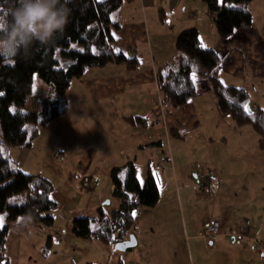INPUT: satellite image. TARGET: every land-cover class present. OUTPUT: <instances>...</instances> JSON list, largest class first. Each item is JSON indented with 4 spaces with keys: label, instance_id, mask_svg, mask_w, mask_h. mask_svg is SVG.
<instances>
[{
    "label": "crops",
    "instance_id": "obj_1",
    "mask_svg": "<svg viewBox=\"0 0 264 264\" xmlns=\"http://www.w3.org/2000/svg\"><path fill=\"white\" fill-rule=\"evenodd\" d=\"M253 1L255 7L251 8ZM248 9L252 16L250 26L239 28L223 39L217 35L201 0H123L114 13L119 28L114 33L111 47L125 56L136 57L138 68L130 71L123 64L114 62L87 68L80 78L72 79L64 93L68 102L66 112L40 128L32 147H11L8 150L18 169L40 174L52 182L50 197L57 204L52 210L53 224L49 227L38 226L26 217L9 225L7 234L12 232L16 250L22 256L21 263L32 262L33 256L29 255L26 246L34 252L32 247L37 241L38 247L48 248L49 253L61 250L64 262L68 264H170L163 251L158 252L154 237L145 228H135L136 245L133 248L115 255V243L75 235L71 230V219L79 214L92 216L95 213L90 209L97 211L98 208L109 216L119 204V200L112 196L113 185L108 178L110 169L131 161L136 171L140 158L146 165L137 177L144 179L148 167L151 168L152 153H147V149L154 147L158 149L155 154L165 157L163 169L166 171L174 169L175 165L180 166L179 143L200 126L201 111L196 99L199 100L203 90L210 87L205 80L197 79L196 93L188 103L171 107L162 100L155 74L175 56V37L179 31L195 28L204 46L223 52L218 74L223 84L248 88V85L264 80V0H251ZM129 116H140L144 124L131 125L126 119ZM44 141L48 142L43 147ZM51 150L59 151L62 159L56 158L54 152L52 154L58 161L63 160L61 165L60 162L51 163ZM151 171L159 189V199L151 206L154 209L161 202L162 190L169 192L166 185L169 181H160L152 168ZM100 175H104L107 186H97ZM170 200L174 202L173 213L176 196L172 195ZM112 201L113 206L107 205ZM145 207L134 203L130 210L136 208L146 214L149 210ZM217 216L222 218L221 234L209 244L223 235L229 237L223 234L230 228L226 214L220 211ZM246 216L244 219L248 221ZM29 227L39 229L42 234L25 235L23 230ZM263 227L264 211L256 232ZM247 228H243L246 233ZM131 233L132 228L127 237ZM253 238L235 241L250 240L256 249V242L260 240L255 238L257 241H254ZM244 247L249 244L244 243ZM258 252L263 254L264 248ZM51 253L43 260L50 261ZM171 264L179 263L171 261Z\"/></svg>",
    "mask_w": 264,
    "mask_h": 264
},
{
    "label": "trees",
    "instance_id": "obj_2",
    "mask_svg": "<svg viewBox=\"0 0 264 264\" xmlns=\"http://www.w3.org/2000/svg\"><path fill=\"white\" fill-rule=\"evenodd\" d=\"M220 38L230 37L239 28H248L252 16L247 5L251 0H202ZM123 0H72V14L64 30L48 45L33 44L25 53L0 54V264H6L5 244L9 225L20 217L34 224L51 226L52 210L57 206L50 197L52 182L37 173L16 167L4 143L16 148L32 147L40 128L64 114L68 108L65 91L72 79L80 78L92 66L123 64L130 71L138 68V59L112 49L117 20L112 14ZM14 0H0V17ZM10 18V17H9ZM176 54L172 61L156 70V83L162 100L171 107L188 103L196 93L197 79L205 80L217 100L218 109L234 119L249 124L264 149V108L250 104L246 87L223 84L219 79L222 55L202 44L195 28L179 31L175 37ZM83 49V51H81ZM34 76L44 83L37 96L36 109L25 108L33 93ZM195 78V79H194ZM128 123L144 124L140 116L127 117ZM15 165V167H14ZM109 180L112 196L119 200L116 209L106 216L76 215L71 219L72 232L103 243H116L127 237L134 224L130 207L134 203L153 206L159 199L155 175L148 167L140 183L134 165L112 167ZM20 196V203L13 201ZM91 216V217H90ZM95 222V224H92Z\"/></svg>",
    "mask_w": 264,
    "mask_h": 264
},
{
    "label": "rangeland",
    "instance_id": "obj_3",
    "mask_svg": "<svg viewBox=\"0 0 264 264\" xmlns=\"http://www.w3.org/2000/svg\"><path fill=\"white\" fill-rule=\"evenodd\" d=\"M201 2L204 4L202 0ZM250 6L255 7L254 1ZM220 54L224 55L223 52ZM247 87L250 94L248 105L264 108V80L259 83L254 82L252 86L250 84ZM43 89L42 80L34 76L33 93L28 97L25 108L36 109L37 96ZM196 104L201 111V124L179 143L180 166L175 165L174 169L166 171L165 168L163 169L165 157L155 154L158 149L154 147L147 149V153L150 151L152 153L150 156L152 170L160 181H169L166 184L167 188L169 186V192L162 190V199L158 207L153 209L151 206H146V210H149L146 214L138 212L136 208L132 210L135 221L131 234L134 235L135 228L141 230L145 228L154 237L158 252L163 251L170 264L171 261L179 264H264V253L258 252L250 240L245 239L238 243L232 240L231 236L227 238L223 235L221 239L209 244L205 238L197 235L206 224L207 218L208 220L215 218L221 222L222 218L220 221L217 214L223 211L230 227L223 234L230 229L248 227L246 237H255L264 243V227L256 232L264 211V149L259 146L258 135L249 124L221 113L211 89H204L199 100L196 99ZM47 142L44 141L42 146L47 145ZM1 148L5 153L11 146L2 143ZM53 152L52 150L50 152L51 163L56 165L60 162L61 165L63 160L58 161L56 159L58 157L55 158ZM145 165L139 158L136 174L140 175ZM156 169L158 172H155ZM214 175H217L216 178H212ZM103 176L98 177V187L107 186ZM138 179L142 183L143 179ZM172 195L176 196L173 213L174 202L170 200ZM13 201L20 203V196L15 197ZM107 205L113 206V201ZM90 211L95 213L92 214L93 216L97 215L96 210L90 209ZM245 215L248 221L244 219ZM2 221L3 218H0V222ZM24 232L29 236L34 235V232H38V235L42 234L39 229L32 230L31 227L24 229ZM7 238L6 264H23L11 231L7 234ZM244 243L249 244V247H244ZM38 245L36 241L33 247L31 246L35 249L34 252L26 246L29 255L33 256L32 262L28 264H68L64 262L65 256L61 250L52 253L50 251L52 254L50 261H44L43 259L50 255L47 251L49 249L39 248ZM124 252L127 250L114 251L115 255Z\"/></svg>",
    "mask_w": 264,
    "mask_h": 264
},
{
    "label": "clouds",
    "instance_id": "obj_4",
    "mask_svg": "<svg viewBox=\"0 0 264 264\" xmlns=\"http://www.w3.org/2000/svg\"><path fill=\"white\" fill-rule=\"evenodd\" d=\"M71 4L72 0H14L7 15L0 17V54L26 53L33 44H50L64 30Z\"/></svg>",
    "mask_w": 264,
    "mask_h": 264
},
{
    "label": "built area",
    "instance_id": "obj_5",
    "mask_svg": "<svg viewBox=\"0 0 264 264\" xmlns=\"http://www.w3.org/2000/svg\"><path fill=\"white\" fill-rule=\"evenodd\" d=\"M55 155L58 158H61V154L59 152H55ZM221 234V225L220 222L215 219L211 218L207 220L206 224L203 226L201 230L198 231V236L205 238L209 243L213 242L219 235ZM227 236H231L234 240L240 241L246 237V230L245 229H230L228 232L225 233ZM255 241L256 239L253 238ZM257 241V240H256ZM256 249L258 251L264 248V244L260 241L256 242Z\"/></svg>",
    "mask_w": 264,
    "mask_h": 264
},
{
    "label": "water",
    "instance_id": "obj_6",
    "mask_svg": "<svg viewBox=\"0 0 264 264\" xmlns=\"http://www.w3.org/2000/svg\"><path fill=\"white\" fill-rule=\"evenodd\" d=\"M247 108L249 109L250 106L247 105ZM108 200H106V203ZM136 245V238L133 234H129L127 238H124L120 241H117L114 246L113 250L115 251H125L127 249L133 248Z\"/></svg>",
    "mask_w": 264,
    "mask_h": 264
},
{
    "label": "snow or ice",
    "instance_id": "obj_7",
    "mask_svg": "<svg viewBox=\"0 0 264 264\" xmlns=\"http://www.w3.org/2000/svg\"><path fill=\"white\" fill-rule=\"evenodd\" d=\"M233 31H235V29H233ZM81 51H83V49H81ZM195 79V78H194Z\"/></svg>",
    "mask_w": 264,
    "mask_h": 264
}]
</instances>
